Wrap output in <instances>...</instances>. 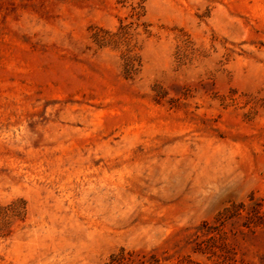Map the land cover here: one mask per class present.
<instances>
[{
	"label": "rangeland",
	"instance_id": "rangeland-1",
	"mask_svg": "<svg viewBox=\"0 0 264 264\" xmlns=\"http://www.w3.org/2000/svg\"><path fill=\"white\" fill-rule=\"evenodd\" d=\"M0 264H264V0H0Z\"/></svg>",
	"mask_w": 264,
	"mask_h": 264
}]
</instances>
